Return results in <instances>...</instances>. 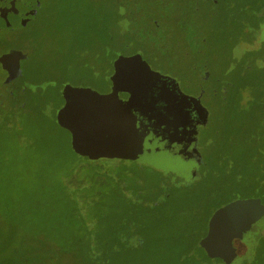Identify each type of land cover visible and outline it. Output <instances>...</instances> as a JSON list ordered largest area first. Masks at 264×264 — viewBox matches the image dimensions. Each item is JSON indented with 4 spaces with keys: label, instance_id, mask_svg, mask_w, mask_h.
Listing matches in <instances>:
<instances>
[{
    "label": "trees",
    "instance_id": "obj_1",
    "mask_svg": "<svg viewBox=\"0 0 264 264\" xmlns=\"http://www.w3.org/2000/svg\"><path fill=\"white\" fill-rule=\"evenodd\" d=\"M79 1L80 4L84 1L92 9L104 8L109 3V0ZM115 5L119 14L131 16L128 29L123 28V23L119 26L120 33L122 34V29L123 32H129L140 46L149 51H145L146 54L156 55V66L171 73L176 71L170 57L165 56L161 58L163 60L159 57L165 52L166 45L172 44L174 34L182 32L185 34V42H189L185 44L183 52L186 54L191 50L200 58L196 60L199 65L195 62L194 68L200 70L201 74L207 71L212 75V61L207 55L210 49L207 31L209 28L221 27L223 19L219 12L221 6H224L223 0L219 3L210 2L207 9H203L197 0H117ZM121 6L126 8L122 9ZM251 11L250 16L248 13L244 14L242 20H232V24L238 27V36L228 38L229 49L233 47L236 50V47L241 45L246 49L245 57L240 58H235L233 50L234 53L230 56L233 65L226 71V85L229 88L230 103L232 99L234 121L239 125L244 123L245 128L248 127V114L244 110L240 111L242 102L245 101H248L246 106L261 121L253 127L255 130L234 131V134L240 137L242 146L234 152L221 153L204 179L195 184L185 183L176 174L166 173L145 164L151 170L155 169L161 179L159 182L155 181L152 187H148L144 194L141 190V177L132 179V173L126 172L123 178H117L100 168L112 160L86 161L79 157L73 152L70 141L63 142L57 129L65 131L69 136L70 132L57 123L51 125L49 116L43 109L46 102L43 98H46L47 92L42 89L41 94L38 91L34 99L29 97L33 92H29L24 79L39 78L41 72L47 75L41 65L33 69L26 68L24 79L18 78L21 85L17 88L5 91L3 85L11 84L0 82V264H126L130 258L136 259L135 264H148L154 261L157 252L159 257L173 255V259L165 261V264L169 261V264H206L210 260L205 254L199 256L193 248L181 250L178 241L172 240L173 237L181 239L182 234L179 235V231L193 229L185 223L179 228H174L176 223L162 222L158 229L154 230L146 226L134 229L131 222H117L104 229L100 227L98 235L94 236L90 230L91 226L82 218L78 206L87 198L96 202L102 200V195L107 193V189L115 187L123 199L140 209L144 204L135 201H143L142 198L148 197L145 201L154 204L152 209L157 212H162L161 209L169 205L183 209L187 204H190L193 210L200 211V215L207 211L206 216L204 214V217L200 216L194 222V226L199 222L206 229L212 214L208 209L213 207L215 210L224 202L245 198L227 199L221 194L220 186L231 183L228 189H237L234 192L243 195L247 192L245 189L252 185H264V178L259 181L254 177L253 181L249 169L251 161L248 159L250 150L253 151L252 141L256 140L259 144V138L264 137V68L260 67L261 61L264 60V43L258 47L255 37H248L257 31L261 35L264 17L256 7H252ZM122 35L124 39L128 38V35ZM107 38L105 36L97 42L105 44V48L96 60L87 62L88 65L104 60L109 47L107 41H112L111 37ZM111 44L112 47L120 45ZM80 45L81 48L83 45ZM82 49L84 50V47ZM30 60L28 58L29 62ZM237 61L239 62L236 64ZM80 67L83 68L82 65ZM234 106H238L239 110ZM259 113H262V116ZM220 160L223 161L221 165L218 163ZM255 168V173H259V167ZM170 177L174 179L173 183L169 182ZM254 192L264 201V195H257V190ZM24 200L43 204L46 218L42 223L47 225L45 232L32 233L33 235L23 232L24 211H9L10 207H18L15 202L27 203ZM190 221L192 220L188 219L183 222ZM145 229L156 233L152 243H149ZM53 240L58 241L57 244L62 250L51 242ZM157 243L160 244L156 248L162 253L153 248ZM166 250H169V253L164 254Z\"/></svg>",
    "mask_w": 264,
    "mask_h": 264
},
{
    "label": "rangeland",
    "instance_id": "obj_2",
    "mask_svg": "<svg viewBox=\"0 0 264 264\" xmlns=\"http://www.w3.org/2000/svg\"><path fill=\"white\" fill-rule=\"evenodd\" d=\"M249 1L251 0H223L224 6H221V12L219 13L221 14L224 25L221 23V27L219 26L218 29L209 28L207 31V41L210 46L207 55L212 61V77L214 79L219 77L222 83V88L220 87L218 91V95L221 96V100L212 105V123L209 127L207 126L204 134L206 138V143L204 144L208 152V158H210H206V161L209 165H213L221 153L225 151H233L232 140L234 141V131L245 130L247 132V130L252 129L259 121H261V119L257 118L256 114L252 112L248 106H246V104L248 105V101H245L242 102L240 111L244 110L248 114L247 117L250 119L248 123L249 125L245 128L246 124H237V121H234L235 115L232 99L230 103V94L225 89L228 87L226 85L228 83L226 71H229L233 65L232 61L230 62V56L234 53L233 50H235L233 47H230L229 49L230 41L228 38L234 35L238 36V27L232 24V20H242L244 18V14L247 15V13L248 16H250L252 12L251 9L255 1L253 0L251 3H249ZM256 1L262 3L263 0ZM115 2H117V0H109L108 6L104 8L95 7L92 9L91 7L89 8L84 1H81L80 4L79 0L50 1L46 3L41 12L37 15L34 14V19H30V28H33L34 26L37 27L34 31H29L30 34H24L22 39L23 49L26 48L31 56V60L28 65L30 68L41 65V67L45 68V71L51 78L48 75L45 77L39 76L38 79H30L26 85L29 88V92H33L29 94L30 99H34L35 95H38V91L39 94H41L40 89H50L49 96L43 98V100L45 102L48 99H52L53 101H56L57 107L55 109L54 107L46 108L43 106V109L48 113L51 125L56 123V113L63 104L61 88L66 84L58 81V77L62 76L61 73L67 72L70 75L69 78L73 82V87H85V85L90 84L93 85L92 88L94 90L100 93L107 91L109 81L108 78H105L104 73H102V81L100 80V75L96 76V78H98L96 79L97 84L95 85L94 83L89 82V78L86 79V76L81 75L85 70L79 72L78 75L76 72L82 70L83 68L86 69L88 65L87 62L96 60L101 50H104L105 44L97 43L103 37H111L112 41H107V43L117 42V44H119L124 42L125 39L120 33L119 26L122 25V21L129 22L131 20V16L125 13L119 14L117 12ZM197 2L203 9H207L210 3L209 0H197ZM121 7L122 9L126 8L125 6ZM94 12H99L100 14L95 15ZM261 13L264 17V8ZM123 28L126 29V25H124ZM184 36L185 34L182 32L174 34L172 44L169 46L166 45L165 52L162 53L159 58L161 59L167 56V58L170 57L171 61H173L172 65H174V69H176V71L173 73L165 71L169 75L176 76L178 79L191 81L192 83H197L201 81V71L196 70L194 65L196 60H199L200 58L196 57L191 50L186 54L183 52L184 47L186 46L185 44L189 43L185 42V39L183 38ZM248 37H255L254 39H256V44L259 47L264 43V37H261V35L258 34V31L252 33ZM80 44L83 45L82 47H84V50L82 47L80 48ZM240 47L242 48L241 52L246 49L242 45ZM120 50V46L114 48V51L116 52ZM236 52L238 51L235 50V54ZM238 62L239 61H237L236 64ZM198 63L199 61L196 62V65H199ZM80 65H82L83 68H81ZM260 67L264 68V60L261 61ZM2 76H4V73L0 70V78ZM214 79L205 84L206 89L215 85ZM15 80L9 83L11 85H3V89L6 91L19 87L21 85V81H19V79ZM224 80L226 81L224 82ZM227 89L229 90V88ZM19 101H22V99H19ZM229 104L231 108H229ZM234 107L236 110H239L238 106ZM259 115L262 116V113ZM140 131L143 132V129L140 128ZM57 133L63 142L70 141V136L65 131L57 129ZM247 141L249 142V140ZM85 160L87 161V159ZM221 164H223V161L220 165ZM111 166L115 168L111 169ZM100 168L106 170L111 176L117 178H123L126 172L132 173V179L141 177L143 179L141 190L144 191V194L147 192L146 189L148 187H152L155 184V181L159 182L161 179V175L156 172L155 169L151 170V168L145 164L128 163L123 160L109 161ZM173 181L174 179L170 177L169 182L173 183ZM184 182L183 184L186 183ZM102 197L103 199L98 200L97 202L94 199L90 200V198H87L78 206L82 214V218L86 220L89 226H91L90 230L94 236L98 235L100 227H103L104 229L108 227L109 224L117 222L120 224L131 222L134 229L137 227L145 228L146 226L147 228H152L154 230L155 228L158 229L159 224L162 222H167L168 224L176 223L173 225L174 228H179L185 223V225L192 227L193 229L179 231V235L182 234L181 239L173 237L172 240L176 239L178 241V245L181 247V250L184 248H193L195 251L200 252L198 240L206 234L207 228L205 229V226L199 222H196L194 226V222L195 220H198L200 216L204 217V214L206 216L207 211H205L203 215H200V211L193 210L190 204H187V206H184L183 209L169 205L166 208L161 209L162 212L159 210L157 212L152 209L154 204L147 203L145 201L149 199L148 197L142 198L143 201H135L138 204H144V206L140 209L133 207L130 203L123 199L120 191L118 192V189L115 187L107 189V193L103 194ZM24 201L27 203L21 204L14 201V204L18 207H10L9 210L11 212L19 213L24 211L25 218L22 220L23 232H27L29 235H33L32 233L38 234L45 232V227L47 225L42 223V220L46 218L44 215L43 204L35 201ZM208 211L209 213L213 212L214 208L212 207L208 209ZM188 219L192 221L189 223L183 222ZM145 233L148 234L149 243H152L153 236L156 235V233L149 229H145ZM164 234L166 235V233ZM51 242L62 250L57 244V240H53ZM159 244L160 243L153 245V248L160 251L156 248ZM160 252L162 253V251ZM167 253H169V250H166L164 254ZM157 254L158 255H154L156 256L154 257V261L148 264H165V261L173 259L172 254H169L166 258L163 255L159 257V252H157ZM160 259H163L162 262L159 261ZM215 261L219 262L221 260L218 259ZM135 262V258H130L126 264H135ZM254 262L255 264H264V242L259 246V249H257ZM169 263L170 261L167 264ZM206 264H212V261L207 262Z\"/></svg>",
    "mask_w": 264,
    "mask_h": 264
},
{
    "label": "water",
    "instance_id": "obj_3",
    "mask_svg": "<svg viewBox=\"0 0 264 264\" xmlns=\"http://www.w3.org/2000/svg\"><path fill=\"white\" fill-rule=\"evenodd\" d=\"M114 48L102 62L89 64L86 69L76 72L78 75L85 70L81 75L95 85L96 76L100 75L102 81L104 73L109 81L107 91L100 93L90 84L73 87L67 72L58 77V81L66 85L61 88L63 104L55 121L70 132L73 152L90 161L109 159L147 164L176 174L188 184H195L199 179L193 169L194 161L187 165L152 145L147 139L152 136L149 128H157V124H139L137 120V115L144 116L150 112L151 106L148 102H141L142 96L145 99L152 81L165 77L152 70L141 55L125 56L131 52H116ZM28 63L27 55L19 46H10L3 39L0 41V70L4 73L0 82L8 84L17 78L24 79L26 68H30ZM40 76L46 75L41 72ZM30 79L24 81L27 83ZM43 90L48 97L50 89ZM121 93L128 99L123 100ZM44 107L56 109V101L48 99ZM140 128H144L143 132ZM263 239V199L257 196L238 198L224 202L212 212L206 234L198 240L200 252L193 250L199 256L205 254L212 264H249L254 261L256 248ZM218 259L221 261L216 262Z\"/></svg>",
    "mask_w": 264,
    "mask_h": 264
},
{
    "label": "flooded vegetation",
    "instance_id": "obj_4",
    "mask_svg": "<svg viewBox=\"0 0 264 264\" xmlns=\"http://www.w3.org/2000/svg\"><path fill=\"white\" fill-rule=\"evenodd\" d=\"M50 1L56 0H0V41L3 39L10 46H19V49L31 59L30 53L26 48L23 49V35L30 34V32L36 29L37 26L30 28L31 23H29V21L31 18L34 19L35 15L41 12L46 3ZM218 1L219 0H209V2L214 3H218ZM254 1L253 7H256L259 12H262L264 0L262 3L256 0ZM122 23L123 26L126 25L128 29L130 24L124 21ZM261 28V37H264V23ZM122 34L128 35V38L120 43V49L121 51L131 52L124 55H141L142 59L150 65L152 70L165 77V79H159L157 82L152 81L145 99L144 96H142L141 102H148L151 107L150 112H146L144 116L137 115L138 123L144 122L147 125L156 123L157 128H149L151 129L150 133L152 136L150 138L147 137V139L152 145L176 156L187 165L194 161L193 169L198 179L203 180L211 169V165L206 161L208 152L204 144L206 143L204 134L207 126L209 127L212 123V105L221 100V96L218 95L220 87L222 88L221 79L219 77L214 79L207 71L201 74V81L197 83H192L185 79H178L176 76L169 75L162 68L158 69L159 66L154 65L155 61H157L156 55L151 53H148L149 55L146 54L145 51L148 50L140 46V43L136 42L134 38L131 37L133 35H130L129 32H123L122 29ZM111 43H109V47L106 50L108 52L112 49ZM241 49V47H236L238 52L235 54V58H240L241 56L245 57L244 51L241 52ZM212 79H214L215 85L206 89L205 84L212 81ZM226 91L228 92L229 90L226 89ZM120 97L123 100L128 99L123 93L120 94ZM250 130L255 129L252 128ZM238 132H241V130H238ZM243 132H245V130ZM259 139L261 140L259 144L256 140L252 141L251 148H253V151L251 152L250 150V155L248 157L251 161L249 169L253 181L254 177L259 181L264 178L262 176L264 175V137ZM232 142L233 152L242 146V141L238 134H234V141L232 140ZM221 162L220 160L218 163ZM255 166L259 167V173H255ZM227 172H229V169H227ZM235 172L236 176H238L237 171ZM231 185L232 184L229 183L219 187L221 194L230 200L238 197L247 198L256 196L254 190H257V195H264L263 184H255L246 188L245 191L247 192L243 195L234 192V190L237 189H228V186ZM263 242L264 239L260 241L256 249H259V246ZM253 262L254 261L250 262V264H253Z\"/></svg>",
    "mask_w": 264,
    "mask_h": 264
}]
</instances>
